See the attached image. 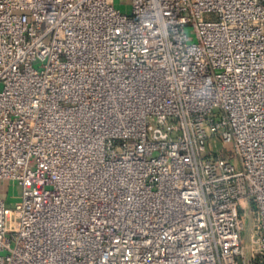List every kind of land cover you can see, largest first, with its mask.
Returning <instances> with one entry per match:
<instances>
[{"label":"built area","instance_id":"obj_1","mask_svg":"<svg viewBox=\"0 0 264 264\" xmlns=\"http://www.w3.org/2000/svg\"><path fill=\"white\" fill-rule=\"evenodd\" d=\"M130 5L0 0V264H264V0Z\"/></svg>","mask_w":264,"mask_h":264},{"label":"rangeland","instance_id":"obj_2","mask_svg":"<svg viewBox=\"0 0 264 264\" xmlns=\"http://www.w3.org/2000/svg\"><path fill=\"white\" fill-rule=\"evenodd\" d=\"M115 7L121 12L129 14L131 10L130 0H115ZM189 35V41L194 42V31L191 27L186 28ZM213 149L218 151L221 149V143L213 142ZM21 188L14 181H1L0 182V197L5 200L7 207H13L15 202L20 199ZM253 214L249 211L244 214V229L242 231V240L244 246L249 244V234L253 226Z\"/></svg>","mask_w":264,"mask_h":264}]
</instances>
